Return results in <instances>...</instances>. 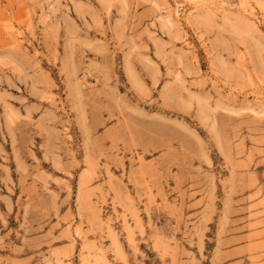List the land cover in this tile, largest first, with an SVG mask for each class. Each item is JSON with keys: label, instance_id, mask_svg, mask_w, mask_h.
I'll return each instance as SVG.
<instances>
[{"label": "rangeland", "instance_id": "374dc122", "mask_svg": "<svg viewBox=\"0 0 264 264\" xmlns=\"http://www.w3.org/2000/svg\"><path fill=\"white\" fill-rule=\"evenodd\" d=\"M0 264H264V0H0Z\"/></svg>", "mask_w": 264, "mask_h": 264}]
</instances>
